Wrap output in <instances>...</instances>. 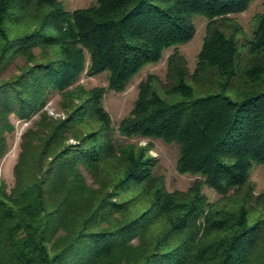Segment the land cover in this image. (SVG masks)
I'll return each instance as SVG.
<instances>
[{"label":"trees","instance_id":"1","mask_svg":"<svg viewBox=\"0 0 264 264\" xmlns=\"http://www.w3.org/2000/svg\"><path fill=\"white\" fill-rule=\"evenodd\" d=\"M250 2L96 0L68 10L61 0H0V75L24 60L0 78V161L11 115L30 117L51 90L68 110L42 114L23 136L15 186L0 179V264H264V193L250 183L264 162V12L250 38L235 22L218 26ZM196 14L210 22L195 70L171 54L166 80L148 75L120 126L179 145L178 170L201 179L169 191L149 146L116 143L105 89L77 81L107 70L110 88L125 89L194 37ZM204 183L222 199L210 202Z\"/></svg>","mask_w":264,"mask_h":264},{"label":"rangeland","instance_id":"2","mask_svg":"<svg viewBox=\"0 0 264 264\" xmlns=\"http://www.w3.org/2000/svg\"><path fill=\"white\" fill-rule=\"evenodd\" d=\"M64 7L68 10H74L81 7H87L96 0H61ZM264 12V0H251L248 8L241 12L230 13L227 15L228 20L219 21L218 26L222 25L226 31H232L233 27L229 26L235 22L242 28L241 39L244 37L250 38L256 27V16ZM210 19L204 15L196 14L194 23L196 31L194 37L185 43L169 47L163 54L160 60L147 63L129 82L123 90H115L109 86V72L107 70L90 73L88 69L84 70L78 78L77 84L86 89L95 87H103L105 89L102 98V104L108 112L111 124L114 129V139L118 145L134 144L135 146H149V155L157 159L158 164L155 172L162 175L165 180L166 187L169 191L187 190L196 179H201V176L190 172H180L177 168L180 148L175 142H166L161 138H147L140 135L128 136L120 130L122 121L129 115L134 107V104L139 96L140 83L145 80L148 75L155 74L163 81L166 80L169 71V57L177 52L182 55L187 67L192 73L197 65L198 55L202 49L207 27ZM226 22L229 25H226ZM89 60V59H88ZM89 62V61H88ZM24 63L21 58L10 63L2 72L0 78H9L13 74L19 72V66ZM64 97L59 90H51L46 97L44 106L32 114L30 117H19L11 115L12 122L15 125L13 132L8 135L9 151L0 161V179L3 180L8 190H11L16 183L14 168L19 160L22 151V141L24 134L29 129H36L38 122L41 120L42 114L59 120L67 116L68 110L64 106ZM68 143L75 144L79 141L75 137H70ZM86 181L89 186L94 189H99V184L94 182L92 175L83 169ZM250 183L254 187V193L258 196L264 193V162L254 163L250 173ZM203 192L207 195L210 202L222 199V195L208 184H203ZM229 202L231 197H228ZM224 199V198H223Z\"/></svg>","mask_w":264,"mask_h":264}]
</instances>
